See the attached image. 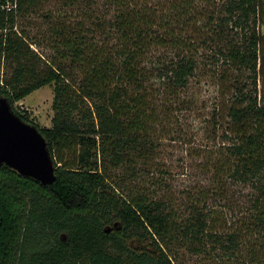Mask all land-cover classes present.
Returning <instances> with one entry per match:
<instances>
[{"label":"trees","instance_id":"obj_1","mask_svg":"<svg viewBox=\"0 0 264 264\" xmlns=\"http://www.w3.org/2000/svg\"><path fill=\"white\" fill-rule=\"evenodd\" d=\"M44 1L0 11V95L38 126L56 165L52 184L0 165V264H182L184 251L201 264H264V0H105L73 20L50 13V58L20 27ZM208 49L230 95L219 146L203 154L210 186L167 195L151 176L158 135L188 103L181 94ZM45 85L51 126L15 105ZM233 184L249 187L235 219L209 204ZM22 229L38 232L35 245Z\"/></svg>","mask_w":264,"mask_h":264},{"label":"rangeland","instance_id":"obj_2","mask_svg":"<svg viewBox=\"0 0 264 264\" xmlns=\"http://www.w3.org/2000/svg\"><path fill=\"white\" fill-rule=\"evenodd\" d=\"M92 1V3H89ZM105 0H81L79 3L66 4L64 0H45L41 7L33 10L24 17L21 28H26L32 47L45 58L56 56V52L48 37V21L46 15L50 13L56 16L67 15L71 20L88 14L89 10L96 11L104 6ZM264 31V24L261 23ZM207 49V48H206ZM209 50V49H208ZM200 50V66L191 78L186 91L181 94L180 102L184 99L188 103L182 110L173 108L172 115L165 118L162 125L168 131L158 135L156 167L151 172L154 179H164L167 195L182 197L194 189L207 188L210 186L211 173L205 171L202 166L205 163L203 154L208 149H217L223 132V122L227 120L225 112L226 99L230 97L224 90V81L221 77L222 69L226 65L221 61L212 60L211 51ZM203 53V54H202ZM259 77L260 88L264 89V69ZM7 72L6 67H0V76ZM54 86L45 85L15 105L28 111L31 118L40 126H51L54 114ZM186 101V102H187ZM223 113V116H222ZM161 129V128H160ZM160 132V131H159ZM162 192V191H161ZM162 192V193H163ZM249 187L243 184H233L229 198L214 197L209 199V204L219 206L235 219L240 214V206L247 200ZM229 199L231 208L225 206ZM63 237H66L63 234ZM36 231L22 229L21 242L26 247L33 246L38 240ZM147 242V241H146ZM146 242L141 245H146ZM149 244V241L147 242ZM130 245L138 248L136 239L130 241ZM184 251V250H183ZM182 251V252H183ZM182 264H195L198 257H191L186 251L183 252ZM24 264H33L27 260ZM201 264V263H198Z\"/></svg>","mask_w":264,"mask_h":264},{"label":"water","instance_id":"obj_3","mask_svg":"<svg viewBox=\"0 0 264 264\" xmlns=\"http://www.w3.org/2000/svg\"><path fill=\"white\" fill-rule=\"evenodd\" d=\"M4 164L43 184L56 180L47 139L37 125L20 117L9 99L0 95V165Z\"/></svg>","mask_w":264,"mask_h":264},{"label":"built area","instance_id":"obj_4","mask_svg":"<svg viewBox=\"0 0 264 264\" xmlns=\"http://www.w3.org/2000/svg\"><path fill=\"white\" fill-rule=\"evenodd\" d=\"M20 7V0H0V11L17 13Z\"/></svg>","mask_w":264,"mask_h":264}]
</instances>
